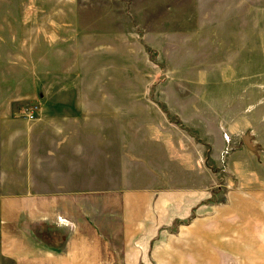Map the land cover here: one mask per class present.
<instances>
[{
  "label": "rangeland",
  "instance_id": "1",
  "mask_svg": "<svg viewBox=\"0 0 264 264\" xmlns=\"http://www.w3.org/2000/svg\"><path fill=\"white\" fill-rule=\"evenodd\" d=\"M89 93L98 102L88 109L122 114L115 125H144L146 137L154 127L175 132L183 152L173 183L197 186L207 176L211 213L226 208L219 264H264V220L241 223L230 207L250 195L246 187L259 189L249 204L264 205V0H0V99L11 100L9 116L26 119L31 103L45 106L38 118L73 110L78 102L64 97ZM181 224L159 231L177 238L174 254Z\"/></svg>",
  "mask_w": 264,
  "mask_h": 264
},
{
  "label": "crops",
  "instance_id": "2",
  "mask_svg": "<svg viewBox=\"0 0 264 264\" xmlns=\"http://www.w3.org/2000/svg\"><path fill=\"white\" fill-rule=\"evenodd\" d=\"M82 94L63 99L78 102L75 109L49 115L50 109L31 122L9 116L11 100L0 99V111L6 110L0 116V264L225 261L219 254L226 247L227 211L216 205L211 213L207 176L197 186L173 183L171 166L177 167V152H183L177 134L154 127L155 136L146 137L144 125L134 131L123 120L115 125V115L123 119L122 114L88 109L87 103L98 102V96ZM199 160L192 157L191 163L199 165ZM197 173L203 178V170ZM243 189L250 195L235 196L230 206L235 217L241 223L264 220V205L249 204L259 189ZM178 222L185 238L174 254L177 238L160 232ZM261 229L257 234H263Z\"/></svg>",
  "mask_w": 264,
  "mask_h": 264
},
{
  "label": "built area",
  "instance_id": "3",
  "mask_svg": "<svg viewBox=\"0 0 264 264\" xmlns=\"http://www.w3.org/2000/svg\"><path fill=\"white\" fill-rule=\"evenodd\" d=\"M33 103H31L29 106H27V111H26V119L28 120H34L36 119V115H35V112L37 113L38 112V109H39V105L38 104H34L32 105Z\"/></svg>",
  "mask_w": 264,
  "mask_h": 264
},
{
  "label": "water",
  "instance_id": "4",
  "mask_svg": "<svg viewBox=\"0 0 264 264\" xmlns=\"http://www.w3.org/2000/svg\"><path fill=\"white\" fill-rule=\"evenodd\" d=\"M243 140H244L246 146H247L249 149H251V150H253V151L255 150V148L252 146V143H251V140H250V136H249V135H245V136L243 137Z\"/></svg>",
  "mask_w": 264,
  "mask_h": 264
}]
</instances>
